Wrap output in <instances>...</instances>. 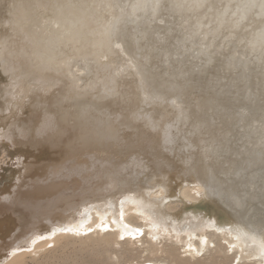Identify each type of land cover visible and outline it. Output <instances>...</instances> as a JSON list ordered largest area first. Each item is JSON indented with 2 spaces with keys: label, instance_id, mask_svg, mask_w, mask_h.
Wrapping results in <instances>:
<instances>
[{
  "label": "bare ground",
  "instance_id": "obj_1",
  "mask_svg": "<svg viewBox=\"0 0 264 264\" xmlns=\"http://www.w3.org/2000/svg\"><path fill=\"white\" fill-rule=\"evenodd\" d=\"M174 2L0 0V264L90 235L135 264L216 245L225 264H264L234 238L264 242L260 9ZM197 17L207 47L184 43Z\"/></svg>",
  "mask_w": 264,
  "mask_h": 264
},
{
  "label": "rangeland",
  "instance_id": "obj_2",
  "mask_svg": "<svg viewBox=\"0 0 264 264\" xmlns=\"http://www.w3.org/2000/svg\"><path fill=\"white\" fill-rule=\"evenodd\" d=\"M5 188L4 191L7 192L11 187ZM0 193L1 198L7 196V193L5 195ZM111 239L110 235H90L76 240L70 237L38 254L27 255L20 264H135L132 258L138 254L124 243L118 246L111 245ZM166 251L172 257V261L167 264H225L229 260L217 245L206 257L193 262L180 257L172 247H167Z\"/></svg>",
  "mask_w": 264,
  "mask_h": 264
},
{
  "label": "snow or ice",
  "instance_id": "obj_3",
  "mask_svg": "<svg viewBox=\"0 0 264 264\" xmlns=\"http://www.w3.org/2000/svg\"><path fill=\"white\" fill-rule=\"evenodd\" d=\"M160 6L159 0H137V3L133 4L132 7L135 8H141V9H147L149 7H151L153 9V13L155 14V10ZM237 9H241L243 8L246 12H250L253 9H256L257 7H259L260 9V15L258 17V19L261 21V24L264 25V0H244L243 4L237 3ZM109 7H119L120 8V13H121V18L123 17V15L125 14V8L127 7V5L125 4L124 6H121L119 4L116 5H109ZM174 7L181 10V11H188V12H203V16L205 18H208L211 16V14H213L214 12H216L218 10V5L216 4L215 0H175L174 2ZM227 9H225V13H226ZM233 15H235V13H233ZM153 18H155V16H153ZM244 17L242 16L241 19H243ZM256 17H254L252 20H249L248 22V27L245 29L246 31L252 30L253 28H255L256 26ZM200 24V19L199 17H197L196 20V25H194V30L190 31L188 33V35L185 37L184 43H192L193 47H196V39L197 37H200V42H199V46L201 47H207V45L205 44V41L207 40V36H201L200 32L198 31V27ZM209 27H211L209 25ZM213 35H215L213 33ZM259 35L262 38V47H264V26H262L260 28L259 31ZM113 40L110 37L109 38V43H112ZM116 47H120L119 44H116ZM161 191H163V189H161ZM161 201H164V197H160ZM167 202V201H164ZM123 203V201H122ZM159 204L158 202L153 205V204H148L146 205V207L149 208H155L158 207ZM121 215H123V213H121ZM155 217L153 216V219ZM113 223H116L115 220H113ZM107 226H105L106 228ZM125 227L127 228V225H125ZM64 231H70V229H64ZM88 231H92V229H89ZM137 232H139L140 230L137 229ZM79 234V233H77ZM246 234L240 232L239 230L237 231L236 235H235V239L237 241H240L244 244V248L253 254V258H260V259H264V242H259L257 243L256 241V237L255 236H251V237H247V239H251L253 241L254 244H256L257 246L255 248L249 246L246 243L245 240ZM41 239H44L45 237H40ZM121 239H124V235H121L120 237ZM135 238V237H133ZM202 244H206L207 241L206 240H202L201 241ZM236 245H232L231 248H235ZM230 248V250H231ZM20 250V249H17ZM238 259L237 258V264H238Z\"/></svg>",
  "mask_w": 264,
  "mask_h": 264
}]
</instances>
